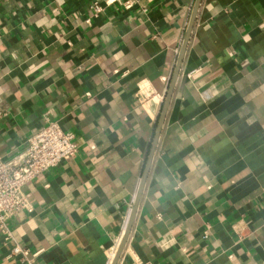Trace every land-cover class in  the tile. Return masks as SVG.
<instances>
[{"label": "crops", "instance_id": "crops-1", "mask_svg": "<svg viewBox=\"0 0 264 264\" xmlns=\"http://www.w3.org/2000/svg\"><path fill=\"white\" fill-rule=\"evenodd\" d=\"M122 1L0 0V156L47 121L78 146L24 186L15 241L38 264L112 262L158 121L147 85L171 96L117 264H264V0H200L175 79L197 0ZM0 264H18L1 239Z\"/></svg>", "mask_w": 264, "mask_h": 264}, {"label": "built area", "instance_id": "built-area-1", "mask_svg": "<svg viewBox=\"0 0 264 264\" xmlns=\"http://www.w3.org/2000/svg\"><path fill=\"white\" fill-rule=\"evenodd\" d=\"M122 4L125 8H130L134 0H124ZM91 7L95 14L102 10L96 2ZM86 21L89 23V20ZM134 97L137 104L145 111L157 113L163 102L164 94L157 93L150 86L139 85ZM5 115L6 111L0 107V119ZM77 150L78 146L72 132L63 130L57 121H47L41 130L27 139L22 150L6 159L0 156V239L3 245L8 247V257L15 259L18 264H38L37 259L40 253V251L33 252L17 244L8 226L10 218L19 211L29 213L32 211L30 196L24 192V186L40 173L72 159ZM232 228L239 237H242L248 229L243 221H238ZM209 232V226H204L201 231L202 238H207ZM118 245L119 241L110 250L111 257ZM134 264L152 263L136 260Z\"/></svg>", "mask_w": 264, "mask_h": 264}, {"label": "water", "instance_id": "water-1", "mask_svg": "<svg viewBox=\"0 0 264 264\" xmlns=\"http://www.w3.org/2000/svg\"><path fill=\"white\" fill-rule=\"evenodd\" d=\"M199 2H200V0H197V2L195 4V7H194V10H193V14H192V17H191V20H190V23H189V26H188V29H187V34H186V37H185V40H184V43H183V48H182V51H181V55H180V57L178 59V62L176 64V68H175V72H174V76H173L174 79H175V77H176V75L178 73V70H179V66H180V63H181V60H182V54H183V51L185 49V45L187 43L189 33H190L191 29H192V25H193V22H194L196 13H197ZM170 96H171V89L167 92V95L165 96V98L163 99V102L161 104V107H160V110H159V113H158V121H157L155 136H154V139L152 141L151 149H150V152H149V155H148V158H147V164H146L145 171H144V174H143V179H142L139 191H138V193L136 195L134 206H133L131 214L129 216V219H128V222H127V225H126V229H125L124 234H123V236L121 238V241H120V243H119V245L117 247L115 256H114V258H113V260H112V262L110 264H117V261H118L120 255H121V253H122V250H123L124 245L126 243V240L128 238V235H129L132 223H133V218H134V215H135V212H136V208H137L140 196H141L143 183H144V180H145V177H146V174H147L151 159L153 157L155 148L157 146V141H158L161 129H162V125H163V121H164V118H165L166 110H167V107H168V104H169Z\"/></svg>", "mask_w": 264, "mask_h": 264}]
</instances>
